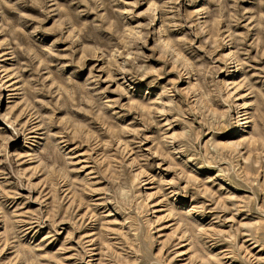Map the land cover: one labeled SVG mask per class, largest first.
Here are the masks:
<instances>
[{
	"label": "clouds",
	"instance_id": "9594fccd",
	"mask_svg": "<svg viewBox=\"0 0 264 264\" xmlns=\"http://www.w3.org/2000/svg\"><path fill=\"white\" fill-rule=\"evenodd\" d=\"M200 2L0 0V19L16 13L7 27L0 24V34L6 37L0 39V48H7L20 61L12 70L18 86L0 78V92L11 93L0 95V104L8 105L0 113V264H63L62 254L67 252L73 253L68 258L76 264H90L94 245L105 249V264H174L181 255L175 251L178 243H172L180 239L175 233L163 246L169 248L167 254L163 247L153 251L159 243L153 234L162 219L178 226L189 251L196 253L195 264H225L226 260L264 264V174L257 175L264 169V68L253 66L264 63V0H208L197 7ZM145 3L149 6L138 12ZM27 6L44 17L35 27L36 18L20 11ZM180 7L197 10L182 14ZM49 20L51 26L45 27ZM158 21L160 27H156ZM179 31L189 35H171ZM42 36L50 38L46 46L38 43ZM189 36L203 40L204 47L198 49ZM150 37L156 40L151 47ZM113 49L123 52L116 51L110 59ZM26 70L31 73L27 78L22 75ZM237 76L238 82L232 83ZM164 80L167 84L154 99L147 98V92L144 100L135 97L140 83L152 89L160 88ZM120 120H132L140 127L121 126ZM175 127L180 130L171 131ZM152 129L156 135H145ZM253 137L257 143L250 147ZM147 141H153V147L143 155L138 149ZM117 143L127 150L121 153ZM17 144L23 156L13 150ZM85 146L88 163L107 182V187L98 192L88 189L87 194L110 203L108 214L121 217L119 227L126 231L107 230L105 213L93 211L96 200L84 202L88 209L84 216L77 215L78 197L64 211L69 200L61 199L59 192L65 186L69 195L84 194L85 182L73 177L84 171L74 154ZM157 147L161 163L153 165L150 161ZM133 148L136 158L128 163ZM97 149L119 155L124 163L111 156L105 160L99 152L93 162L91 153ZM22 163L34 166L25 170ZM109 163L113 167L105 173ZM152 167L174 178L157 179L147 171L137 174ZM189 169L212 175H194L189 180ZM150 181H155L153 195L161 197L167 212L159 219L150 218L155 216L148 203L152 197L141 191ZM10 183L13 189L28 193L23 198L26 203L39 207L21 212L25 205L16 203L21 191L8 189ZM221 185L249 195L221 199L218 193L226 190ZM45 188L49 191L44 192ZM175 196L189 199L192 206L177 211L169 202ZM194 214L231 227L227 231L200 228ZM237 217L252 218V222L242 224ZM65 223L71 226L65 246L56 254L41 255L48 246L45 241H54ZM99 224L103 228L94 234L95 240L82 237L75 248L67 247L75 233ZM41 230H48L47 235L34 244ZM105 240L119 241L112 248L120 254L108 249ZM225 246L226 253L209 256L208 249Z\"/></svg>",
	"mask_w": 264,
	"mask_h": 264
},
{
	"label": "rangeland",
	"instance_id": "374dc122",
	"mask_svg": "<svg viewBox=\"0 0 264 264\" xmlns=\"http://www.w3.org/2000/svg\"><path fill=\"white\" fill-rule=\"evenodd\" d=\"M10 2H14V0H10ZM66 0H61V3H65ZM158 2H162V0H158ZM181 4H183V0H181ZM208 4V0H201L200 4L197 7H203L204 5ZM149 6L148 3L142 4L139 8H137V11H143L145 10L147 7ZM212 7H214V5H210ZM196 8L193 7H189V8H185V7H180L179 11L183 14L185 12H192V11H196ZM20 11L27 13L30 16L35 17L36 19L32 22V26L35 27L37 26L39 20L44 19V17L40 14V12L34 8H32L31 6H27V7H21ZM6 17L7 19H0V24H3L5 27H7V22L8 21H15L16 19V13H6ZM53 21L49 20L45 23V27H50ZM140 22H146L144 20H141ZM160 21L157 22L156 27H160L161 26ZM18 27H22V25H18ZM222 28L224 27L223 25L221 26ZM27 31V29H26ZM171 35L174 36H180V35H189V31H179V32H174L171 33ZM6 37L2 34H0V39H5ZM190 39H195V43L198 49L203 48L204 47V41L192 36H189ZM38 43H43L45 46L47 44L50 43V38L48 37H40V39L38 40ZM156 43V40L152 37L149 38V44L150 47L152 45H154ZM251 43V40H249V44ZM231 49H225V51H230ZM116 51H120L121 53L123 52L122 49H113V55L110 56V59L114 58V53ZM252 55L255 56L256 52L255 50H251ZM200 55H203V52H200ZM21 59H24L23 57H21ZM20 61L19 60H14L11 56V53L9 52V50L7 48H0V78H2L3 82H6L8 85H13V87L18 86V82L16 84H14L15 81V76H13L12 74V70L15 69L16 67H18ZM154 66H158V65H154ZM211 67V65H209ZM254 68H264V63H253ZM89 67H91V65H89ZM103 65H98V68H102ZM31 73L29 71H24L22 73V75H24L26 78L30 75ZM97 74H100L99 72H97ZM85 74L81 73V77H83ZM105 76L107 74H104ZM8 76H12V79H8ZM238 76L236 79L232 80V83H236L238 82ZM167 84V80H164L161 82V86L160 88H152V89H146L145 84L140 83L135 90V97L139 98V99H146L145 97V93H148V97L147 98H151L154 99L158 94L159 91L162 90L163 86ZM113 89H115L116 85L112 86ZM180 87H184L183 84L180 85ZM0 95H5V96H10L11 93H7V92H0ZM111 98H115L114 94L112 95ZM15 102V101H13ZM8 107L7 104H0V113H2L3 111H5V109ZM118 123L121 126L124 127H140L139 124L133 123L132 120H120L118 121ZM0 127H3L2 124H0ZM180 129L178 127L173 128L171 131H179ZM7 131V130H6ZM157 134V130L156 129H152L150 132L145 133V135H156ZM128 139H132L131 136L128 137ZM105 143H109L110 141L108 139H105L104 141ZM120 143H123V140L120 141ZM120 143H117L116 148L119 149V151L121 153H123L124 151L127 150V148H120ZM153 141H147V142H141V147L138 149L143 155H148V149L153 147ZM257 143L256 138H252L251 139V143H250V147H252L253 145H255ZM127 147H132L131 145H128ZM14 151H16L20 156L24 155L23 150H21L20 145L17 144L14 146ZM137 151L136 148H133V154L130 156V158L128 159V163H131V161L133 159L136 158L135 156V152ZM97 152H99V156L103 157L105 160H107L109 158V156H111L112 159H115L117 161H119L120 163H124L123 160H121V157L119 155H115L114 153H108L105 154L104 152H101L99 149H97L96 152H92L91 153V157H92V161L94 162L96 159H98L99 157L97 156ZM88 154H89V149L87 148V146L84 147V149H82L81 151L76 152L74 155H76L80 161L82 162L79 166L84 167V171L80 172L78 174V176H74V180H81L85 182V187L81 190L84 192L83 195L80 194V192H72L69 195V187L65 186L63 191L59 192L60 198L64 199L65 197H67V199L69 200V204L65 207L64 211L67 212L69 209L72 208L73 205L76 204V199L77 197L80 200V205L78 207V212L77 215L78 216H84L86 215L88 209L85 208L84 202L85 201H91V200H96L97 201V207L95 209H93V211L97 214L99 213H105V218H106V222L109 225L108 227V231L110 232H116V231H126V229H122L119 227V221L121 220V217L116 216V215H109L108 213L111 211L112 205L109 203L108 205H105L103 200L99 198V196H89L87 194V190L88 189H92L93 191H97L99 189L105 188L107 187V182L102 180L101 177H99L96 174V170L95 168L92 166V164L88 163ZM260 151L257 148L256 151V155H259ZM253 155L252 152L248 153V157H251ZM159 156V148H156V156L153 157L152 161H150V163H152L153 165L156 164H160L161 161L159 159H157L156 157ZM179 163V161H178ZM34 165L31 164H26V163H22L21 167L25 168V170L29 167H33ZM3 167V166H0ZM112 164H107V166L104 168V172L107 173L111 168H112ZM5 171H8L7 168L4 169ZM140 171H147L149 173V175H152L154 177H156L157 179H161V180H167V179H172L174 178L173 174L171 173H167L166 171H158L155 167L152 168H146V169H140L137 170V174H139ZM264 174V169L261 170V173H257V175H261ZM194 175H199L200 178H205L211 177V173L208 172H193L191 169L188 170V178L189 180L192 179V177ZM249 176L252 175L251 172L248 173ZM43 179V178H40ZM147 179V178H145ZM10 180H14V178L10 177ZM2 182V181H0ZM38 182V181H35ZM209 187H211V185H208ZM223 188H225L226 190L224 191H220L218 194L220 195L221 199H224L225 197H237L240 199L245 198L246 196L249 195L248 192L246 191H238L235 187H231L228 185H221ZM53 188H57V186L55 184H53ZM8 189H12V190H16V191H21L19 189H13L12 188V184L10 183L8 185ZM7 190V189H6ZM214 191L216 189H213ZM44 192H48L49 189L45 188L43 190ZM145 195L151 196L152 199L150 201H148V203H150L153 207H152V211L155 213V216L150 217L151 219H159L161 217H164L167 215V212L164 210L165 209V205L161 204L159 201L161 199V197L158 196H154L153 193L157 191V187L155 184V181H150L147 183L146 187L144 189L141 190ZM39 193H34L33 195H38ZM28 195V193L26 191H21V195L20 197L17 198L16 203L17 206L20 205H25L23 208H21V212H33L35 211L39 205L33 204V203H26L25 200L23 199L24 197H26ZM52 197H49V200H51ZM169 202L172 203L174 202L175 204V208L177 211H185L187 210L189 207H191V203L189 199L180 197V196H175V197H170L169 198ZM203 202V201H201ZM108 209V211L106 212L105 209ZM236 219H239L241 221V223H248V222H252V218H249V220H244L242 217H237ZM198 221V227L200 228H205V229H221L224 231H227L231 225L230 224H225L223 226L219 225L218 223H213L210 219V216H206V217H199L197 214H194V222ZM173 221L172 220H167V219H162L160 224L157 225V229L158 231L154 232V236L159 237V243L156 245V247L153 249L154 252L158 253L161 250V247L167 245L168 239L169 237H172L173 234L175 233L176 236H179L180 239L179 241H177L176 239H173L172 243L173 244H177L178 246L176 247L175 251L180 253L181 255L179 256V258L174 261V264H189V262H192V264H195V256L196 253L190 252L189 248L190 245H188L187 243H185L183 237L181 236L179 230H178V226H173ZM63 231L60 232L57 236L56 239L54 241H52L51 243H48L47 241H45V243L48 244L47 247L44 248L43 252L41 253V255H53L56 254L58 249L61 247H64V241L67 238L69 232H71V226L68 223H65L63 226ZM103 228V224H99L96 227H93L91 229H83L81 232L75 233L74 235V239L72 241L69 242V244L67 245V247L69 248H75L76 245V241L83 238H92V239H96L95 237V233H98L101 231V229ZM2 230V229H0ZM47 231L48 230H41L40 233H38V235L36 236V238L33 240V243H39V241L45 236L47 235ZM119 241H108L105 240L103 241V244L108 248L111 249L112 251L116 252L117 255L120 254V250L118 248L113 249L112 245L114 243H118ZM134 246V245H133ZM94 247V252L93 255L91 257H89L88 259L90 260V264H105L104 260L102 259V254L104 253L105 249L104 248H95ZM163 251L165 254L168 253L169 248L168 247H163ZM227 252V247H217V248H213V249H208V254L209 256H217L221 253H226ZM73 255L72 252H67L62 254V256L65 258L63 261V264H76L75 260L73 259H69L68 257H71ZM60 256H57L56 259H60ZM225 264H231L230 260H226Z\"/></svg>",
	"mask_w": 264,
	"mask_h": 264
}]
</instances>
